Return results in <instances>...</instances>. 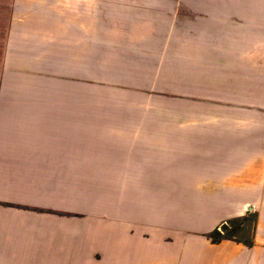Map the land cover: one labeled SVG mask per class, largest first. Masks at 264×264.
I'll return each mask as SVG.
<instances>
[{
    "label": "crops",
    "instance_id": "crops-1",
    "mask_svg": "<svg viewBox=\"0 0 264 264\" xmlns=\"http://www.w3.org/2000/svg\"><path fill=\"white\" fill-rule=\"evenodd\" d=\"M182 1L0 0V264H264V0H185L255 26L248 40L228 42L230 26L221 36L193 29L184 50L174 31L168 52L164 27L136 24L134 14L164 18L166 3ZM169 54L174 88L158 114L170 98L172 121L124 120L132 100L101 101L103 83L130 91L126 98L148 96L143 83L165 74ZM103 162L104 176L127 179L126 192L129 179H144L140 192L146 179L159 181L193 221H157V233L136 237L133 221L119 235L115 218L109 234L78 233L67 203L32 200L67 194L62 178ZM249 215L248 237L210 243L218 225Z\"/></svg>",
    "mask_w": 264,
    "mask_h": 264
},
{
    "label": "rangeland",
    "instance_id": "rangeland-1",
    "mask_svg": "<svg viewBox=\"0 0 264 264\" xmlns=\"http://www.w3.org/2000/svg\"><path fill=\"white\" fill-rule=\"evenodd\" d=\"M167 4V13H170V16L167 17H158L156 13H148L145 15L134 14V20L139 22H146L150 27L162 26L166 31V38L171 41L170 50L168 51L166 47V51H173L174 45L172 43L174 31L181 32V44L182 50L189 47L190 42L188 41L190 36L194 35V30L198 28L206 27H214V31L222 34V29L230 26L228 28V34L223 35L224 41L226 38L232 40L233 35H239L242 38H246L248 40L249 33L253 31V24L255 18H219L214 17L216 14L218 7L214 8L210 6L211 2H187L183 0L181 3H166ZM181 4V7L178 5ZM216 4V3H214ZM223 4V3H217ZM236 4V3H234ZM257 5L252 2L250 5ZM175 5V6H174ZM210 6V8L207 7ZM264 5V2L261 3ZM175 7V8H174ZM212 8V9H211ZM253 8V7H251ZM174 10V12H173ZM208 10V11H207ZM237 26V29H234ZM238 26L241 28L238 29ZM246 27V33L243 30ZM161 27V28H162ZM176 27V30H174ZM250 27V28H249ZM249 29V30H248ZM190 30L192 33L190 34ZM244 33V34H243ZM198 34H200L198 32ZM211 36V34H208ZM180 35H176L177 39ZM196 36V35H194ZM196 38L202 40V42H207L205 35H198ZM201 38V39H200ZM218 42H222L221 39H218ZM228 42V41H226ZM219 43L215 44L214 50L220 48ZM177 44V41H176ZM205 48V46H203ZM165 50V49H164ZM167 52V54H168ZM154 53V50L151 51ZM171 55L165 58L166 67L162 69L165 70V74L161 75H151L150 81H144V85L149 87L148 96L146 97H137L134 99L126 98L127 94L130 92L124 91L120 89L114 83H103L102 84V95L101 101L105 104H114L113 101L118 100L117 105L122 103V99L126 101L132 100L134 103L135 112L130 115H119V117L127 119L128 121H158V120H173V105L172 99L167 98V103L170 107L167 108L165 114H158L162 103L160 97L165 96L164 92H167V95L173 92L174 88V57L172 60L169 59ZM149 60V59H148ZM152 61V59H151ZM182 64L180 69H186L189 67L188 59H181ZM171 63V64H170ZM146 69L154 70V66ZM145 69V70H146ZM149 70L151 73V71ZM157 70V67L154 71ZM147 74V72H146ZM154 77V78H152ZM134 84H137L134 82ZM140 84V83H138ZM119 85V84H118ZM87 93H94L92 88L86 87ZM160 92V93H159ZM170 92V93H168ZM164 93V94H163ZM134 95V94H132ZM114 99V100H113ZM121 100V101H120ZM144 104V110L148 109L146 112H142L139 107ZM168 105V106H169ZM167 106V107H168ZM160 107V108H159ZM87 167L86 176L85 177H77L74 171L69 172V178H62L63 185L61 186L63 190L68 191L67 194H45L39 193L38 195H31L32 200L36 202H54L52 204L58 205V202L64 201V206L68 204L69 213L72 218H75L79 221H70L71 228H75V231L78 233H93L94 231L101 233L109 234V227L111 226V222L115 218L118 219V234H126V221H133L136 224L133 227V230L130 231V234H134V236L143 235L147 236V233L155 232L157 233L159 229L157 221H193V219H189L184 215L181 217V213L183 211L176 210L174 195L171 193H161V186H159V181L151 183L149 179H146V183L144 184L143 192H140L142 189V180L144 179H129L131 181H136V183H129L128 192H126V181L125 178H112L109 176H104V174H109L108 171H103L104 169H109L108 162L103 163H85ZM99 166L101 169L100 173L103 176H97L94 172V166ZM95 174V175H93ZM155 179H150L153 181ZM167 180V179H166ZM68 181V184L66 182ZM144 182V181H143ZM149 182V183H148ZM161 182V181H160ZM60 187V188H61ZM131 189L133 191H131ZM57 201V203H56ZM67 203V204H66ZM189 213V211H187ZM253 221L255 220L254 215H249L248 217H238L229 220H225L221 225H218L209 235L208 239L211 244H216L222 240H231L235 239L238 242L244 237H248L249 232H244L243 224L245 221ZM149 221L152 225L142 226V223L145 224ZM114 226V224H112ZM112 226V227H113ZM166 229H173V226L166 227ZM131 230V229H130ZM139 237V236H138ZM141 248H139L140 250Z\"/></svg>",
    "mask_w": 264,
    "mask_h": 264
}]
</instances>
